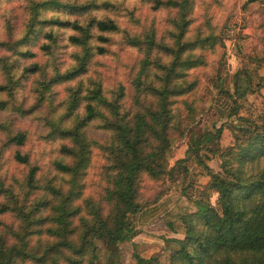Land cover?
Listing matches in <instances>:
<instances>
[{
  "label": "clouds",
  "instance_id": "9594fccd",
  "mask_svg": "<svg viewBox=\"0 0 264 264\" xmlns=\"http://www.w3.org/2000/svg\"><path fill=\"white\" fill-rule=\"evenodd\" d=\"M0 264H264V0H0Z\"/></svg>",
  "mask_w": 264,
  "mask_h": 264
}]
</instances>
